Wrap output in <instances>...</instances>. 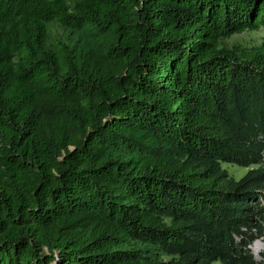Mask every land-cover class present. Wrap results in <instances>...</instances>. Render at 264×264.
Instances as JSON below:
<instances>
[{"label":"trees","instance_id":"obj_1","mask_svg":"<svg viewBox=\"0 0 264 264\" xmlns=\"http://www.w3.org/2000/svg\"><path fill=\"white\" fill-rule=\"evenodd\" d=\"M262 30L264 0H0V264H262L264 38L227 43Z\"/></svg>","mask_w":264,"mask_h":264},{"label":"rangeland","instance_id":"obj_2","mask_svg":"<svg viewBox=\"0 0 264 264\" xmlns=\"http://www.w3.org/2000/svg\"><path fill=\"white\" fill-rule=\"evenodd\" d=\"M261 38H264V30L258 31V32H245L242 34L234 35L227 40V43L232 45L236 42H249L251 40L260 41ZM223 165L237 179H240L242 176H244L247 173V171L250 169V167H243V166H240L237 164H231V163H223ZM256 245H260L262 247V250L256 251L255 250ZM250 248H251L255 258L258 261H260L262 264H264V238H259V239L255 240L250 245ZM52 264H54V263H52Z\"/></svg>","mask_w":264,"mask_h":264},{"label":"bare ground","instance_id":"obj_3","mask_svg":"<svg viewBox=\"0 0 264 264\" xmlns=\"http://www.w3.org/2000/svg\"><path fill=\"white\" fill-rule=\"evenodd\" d=\"M255 250H256V251H261V250H262V247H261L260 245H256V246H255Z\"/></svg>","mask_w":264,"mask_h":264},{"label":"water","instance_id":"obj_4","mask_svg":"<svg viewBox=\"0 0 264 264\" xmlns=\"http://www.w3.org/2000/svg\"><path fill=\"white\" fill-rule=\"evenodd\" d=\"M54 264H58V261H55Z\"/></svg>","mask_w":264,"mask_h":264}]
</instances>
